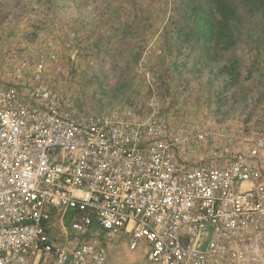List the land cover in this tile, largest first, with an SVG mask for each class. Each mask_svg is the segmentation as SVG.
<instances>
[{
    "label": "built area",
    "instance_id": "obj_1",
    "mask_svg": "<svg viewBox=\"0 0 264 264\" xmlns=\"http://www.w3.org/2000/svg\"><path fill=\"white\" fill-rule=\"evenodd\" d=\"M35 59L0 60V264H264V133L216 149L154 89L140 114L81 112Z\"/></svg>",
    "mask_w": 264,
    "mask_h": 264
},
{
    "label": "rangeland",
    "instance_id": "obj_2",
    "mask_svg": "<svg viewBox=\"0 0 264 264\" xmlns=\"http://www.w3.org/2000/svg\"><path fill=\"white\" fill-rule=\"evenodd\" d=\"M38 54L81 112L140 114L154 89L216 149L264 133V0H0V60L34 74ZM113 259L150 264L123 246Z\"/></svg>",
    "mask_w": 264,
    "mask_h": 264
}]
</instances>
